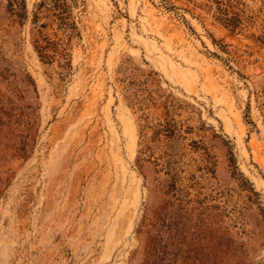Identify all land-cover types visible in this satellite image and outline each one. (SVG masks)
<instances>
[{
  "label": "rangeland",
  "instance_id": "rangeland-1",
  "mask_svg": "<svg viewBox=\"0 0 264 264\" xmlns=\"http://www.w3.org/2000/svg\"><path fill=\"white\" fill-rule=\"evenodd\" d=\"M25 1L0 0V264H264V0H76L72 38ZM165 103L213 162L169 202L141 131Z\"/></svg>",
  "mask_w": 264,
  "mask_h": 264
},
{
  "label": "trees",
  "instance_id": "trees-1",
  "mask_svg": "<svg viewBox=\"0 0 264 264\" xmlns=\"http://www.w3.org/2000/svg\"><path fill=\"white\" fill-rule=\"evenodd\" d=\"M51 2L54 16L57 19L62 20V23L64 24L62 28L64 33L68 32L67 36L69 38L79 35L80 29L72 14V8L78 6L77 1L72 0L71 4H69L67 0H51ZM41 5H43V3L39 6ZM9 6H11L10 8H12V10L18 15L27 13V2L25 0H9ZM66 20L69 21L65 23ZM43 42L46 43V45H41L39 42L36 45L39 52L38 54L42 59L50 58L59 52L58 42H52L45 38ZM131 98H133L132 102L138 106L139 110H144V105H149L150 100H153L151 95L144 96L141 99L137 92L132 94ZM163 105L168 109L166 103ZM170 116V110L168 109L164 121H159L155 125H150L149 122H146L141 126L142 133L151 129L153 132L152 140L157 142L160 148L164 149L163 156L166 160L164 162L163 171L165 172L166 177L162 182V193L167 197L168 202L172 199L175 200L188 188V186L183 187L184 181L188 178L182 175L186 169L181 166V163L188 152L195 151L201 153L200 161L194 159L196 163L198 162V164H200V168L213 163L210 160V155L207 149L201 145L200 141L192 140L190 143H186L188 134L192 133L193 128L189 126L184 128L183 124L175 122V119L170 118ZM144 120L148 121V118L146 117ZM147 147L149 148V146ZM202 150L204 151L201 152ZM186 165L189 166V164Z\"/></svg>",
  "mask_w": 264,
  "mask_h": 264
}]
</instances>
